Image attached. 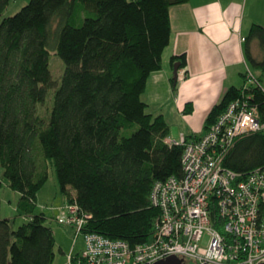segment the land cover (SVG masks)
<instances>
[{"label": "trees", "instance_id": "trees-1", "mask_svg": "<svg viewBox=\"0 0 264 264\" xmlns=\"http://www.w3.org/2000/svg\"><path fill=\"white\" fill-rule=\"evenodd\" d=\"M11 1L0 0V17ZM188 2L31 0L3 20L0 164L11 190L21 195L18 211L27 219L16 229L15 220L2 218L0 200V264L55 263V233L46 215L35 212L50 166L66 200L90 216L87 232L132 246L150 240L159 216L151 205L153 187L183 175L184 147L166 142L170 127L163 116L148 113L143 95L151 75L163 68L172 37L170 10ZM254 42L261 61L252 54ZM52 52L66 69L48 119L39 106L58 87ZM245 54L261 72L260 86L230 88L208 115L202 135L232 102L250 94L264 122L263 26L253 24ZM177 63L186 68L187 57H174L172 65ZM187 108L189 113L192 105ZM224 165L244 176L264 168V130L241 139Z\"/></svg>", "mask_w": 264, "mask_h": 264}, {"label": "built area", "instance_id": "built-area-1", "mask_svg": "<svg viewBox=\"0 0 264 264\" xmlns=\"http://www.w3.org/2000/svg\"><path fill=\"white\" fill-rule=\"evenodd\" d=\"M251 86L260 84L249 70L244 91ZM252 98L232 102L200 138L166 139L184 147L183 175L155 183L150 200L159 216L147 243L132 246L87 232L90 216L67 201L54 217L76 230L67 264H157L171 257L184 264H264V168L244 176L224 165L241 139L264 130ZM81 235L84 246L76 252Z\"/></svg>", "mask_w": 264, "mask_h": 264}, {"label": "crops", "instance_id": "crops-1", "mask_svg": "<svg viewBox=\"0 0 264 264\" xmlns=\"http://www.w3.org/2000/svg\"><path fill=\"white\" fill-rule=\"evenodd\" d=\"M170 17L172 37L163 55V68L149 78L143 100L149 114L165 118L170 127L168 139L180 141L202 135L214 106L230 88L246 85L249 70L261 75L246 58L243 38L253 24L264 27V0H189L172 7ZM254 43L252 54L261 61L262 51H256ZM183 55L188 64L179 70L174 86L172 59ZM188 104L192 105L189 113ZM5 188L11 189L8 181L0 180V193ZM0 200L2 216L6 200L1 194ZM60 250L68 256L65 248Z\"/></svg>", "mask_w": 264, "mask_h": 264}, {"label": "rangeland", "instance_id": "rangeland-1", "mask_svg": "<svg viewBox=\"0 0 264 264\" xmlns=\"http://www.w3.org/2000/svg\"><path fill=\"white\" fill-rule=\"evenodd\" d=\"M31 0H12L10 5L8 6L6 12L2 17H0V25L4 19L10 18L18 14L24 7H26ZM255 49H260L258 42L254 43ZM66 65L64 61L54 52L50 55V70L52 73L53 81L58 85L57 88L51 89L48 92L47 99L44 104L39 106L40 114L49 119L54 104H55V94L56 90L61 86L63 76L65 74ZM258 72V71H257ZM258 75V74H257ZM132 133H128L127 135H131ZM3 168L0 164V180H7L3 176ZM1 196L6 200L3 217L10 218L15 220V228H19L27 219L26 216L22 215L18 211V203L20 201V194L14 192L11 189H3L1 191ZM66 197L60 190L57 175L55 169L50 166L49 168V180L43 189L38 194V201L36 206L37 214H45L48 218L47 225L52 228L56 235L57 240V248H56V260L54 264H64L66 262L65 259L68 257L62 255L60 248H65L68 253H70L74 247V243L76 240V230L73 227L63 226L54 220V217L57 214L62 213L64 207H66ZM207 243V239L204 241L203 245ZM84 246V237L81 235L78 239V245L75 248L78 252ZM67 257V258H66ZM186 264H194L191 260L187 259Z\"/></svg>", "mask_w": 264, "mask_h": 264}, {"label": "water", "instance_id": "water-1", "mask_svg": "<svg viewBox=\"0 0 264 264\" xmlns=\"http://www.w3.org/2000/svg\"><path fill=\"white\" fill-rule=\"evenodd\" d=\"M179 69H180V64L177 63L174 65V78L176 81L179 79ZM157 264H184V260L178 258V257H171L165 261H161Z\"/></svg>", "mask_w": 264, "mask_h": 264}]
</instances>
